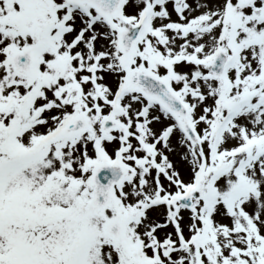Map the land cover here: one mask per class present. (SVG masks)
<instances>
[{"label":"snow or ice","instance_id":"obj_1","mask_svg":"<svg viewBox=\"0 0 264 264\" xmlns=\"http://www.w3.org/2000/svg\"><path fill=\"white\" fill-rule=\"evenodd\" d=\"M0 264H264V0H0Z\"/></svg>","mask_w":264,"mask_h":264},{"label":"water","instance_id":"obj_2","mask_svg":"<svg viewBox=\"0 0 264 264\" xmlns=\"http://www.w3.org/2000/svg\"><path fill=\"white\" fill-rule=\"evenodd\" d=\"M103 171V170H102Z\"/></svg>","mask_w":264,"mask_h":264}]
</instances>
